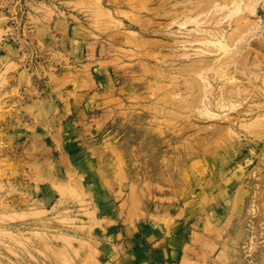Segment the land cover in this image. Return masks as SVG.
I'll return each mask as SVG.
<instances>
[{
	"label": "rangeland",
	"instance_id": "obj_1",
	"mask_svg": "<svg viewBox=\"0 0 264 264\" xmlns=\"http://www.w3.org/2000/svg\"><path fill=\"white\" fill-rule=\"evenodd\" d=\"M0 264H264V0H0Z\"/></svg>",
	"mask_w": 264,
	"mask_h": 264
}]
</instances>
